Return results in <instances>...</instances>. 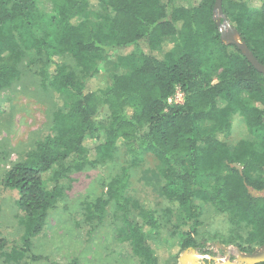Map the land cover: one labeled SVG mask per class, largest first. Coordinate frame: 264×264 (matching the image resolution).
<instances>
[{
    "label": "trees",
    "instance_id": "1",
    "mask_svg": "<svg viewBox=\"0 0 264 264\" xmlns=\"http://www.w3.org/2000/svg\"><path fill=\"white\" fill-rule=\"evenodd\" d=\"M256 1L222 0V10L264 65V0ZM215 5L216 0H52L48 17L39 0H0V92L19 80L20 65L30 57L42 85L65 105L53 114L51 132L5 176L25 215L20 241L0 233V257L7 263L43 259L34 254V241L64 196L62 183L100 168L119 150L133 166L143 154L154 156L162 197L172 206L162 216L130 197L129 169H123L106 197L83 202L82 220L101 226L113 205L121 222L116 238L139 264H160L152 241L172 221L179 253L197 251L208 205L230 216L236 232L231 242L241 252L252 255L264 247V74L236 45L221 41ZM110 52L123 71L93 89ZM178 90L183 104L169 103ZM236 117L249 139L231 148L226 138ZM89 140L96 143L93 156Z\"/></svg>",
    "mask_w": 264,
    "mask_h": 264
},
{
    "label": "rangeland",
    "instance_id": "2",
    "mask_svg": "<svg viewBox=\"0 0 264 264\" xmlns=\"http://www.w3.org/2000/svg\"><path fill=\"white\" fill-rule=\"evenodd\" d=\"M259 2L255 4L259 5ZM39 4L44 14L48 17L53 15L52 0H39ZM217 17L222 19L219 14L216 20ZM230 25L229 21L223 24L222 29L227 30ZM237 39L240 41L239 37ZM116 57L115 52L106 55L100 73L90 84L91 88L99 87L112 74L123 71L115 67ZM34 63L33 58L24 59L20 65L19 80L0 92V233L13 241H20L24 234L25 215L17 205L18 193L4 185L5 176L15 164L25 159L38 141L51 132L53 114L65 107L60 94L42 85L38 65ZM245 139H249L248 130L243 120L236 117L226 142L233 148ZM87 146L92 156L95 155L96 143L89 140ZM130 159L126 151L119 150L100 168L86 169L73 174L71 182H63L64 196L51 212L45 232L34 241L33 252L43 259L35 263L26 260L20 264H139L131 248L116 238L121 222L113 205L107 208L101 226L90 227L82 220L83 202L106 197L108 184L123 169H129L130 197L153 207L162 216V212L172 206L162 197L159 164L154 156L143 154L135 166ZM49 188L52 189L53 185L50 184ZM229 218L228 214L219 213L208 205L198 230L197 240L201 247L182 254L171 237L173 221L165 224L167 227L164 226L152 241L160 264L172 261L191 264L188 256L194 253L202 257L198 264H247L243 256L250 255L241 252L231 242L236 232L233 234ZM252 255L264 258V247ZM0 264L9 263L0 257Z\"/></svg>",
    "mask_w": 264,
    "mask_h": 264
},
{
    "label": "water",
    "instance_id": "3",
    "mask_svg": "<svg viewBox=\"0 0 264 264\" xmlns=\"http://www.w3.org/2000/svg\"><path fill=\"white\" fill-rule=\"evenodd\" d=\"M215 9L217 14L221 15L222 19L217 17V25L220 28V38L223 43L226 44H233L236 45L242 52V54L248 59V61L254 66V68L264 74V65H262L254 56L253 52L249 49V47L243 43L240 39V41L237 39V37L240 38L238 31L233 26H228L227 30H223L222 26L223 24H228V20L226 16L223 15L222 10V0H216ZM193 252V251H191ZM202 257L198 254H191L188 256V260L191 262V264H198V261ZM243 260L247 264H257L259 262H263L264 258L260 255H250V256H243Z\"/></svg>",
    "mask_w": 264,
    "mask_h": 264
},
{
    "label": "built area",
    "instance_id": "4",
    "mask_svg": "<svg viewBox=\"0 0 264 264\" xmlns=\"http://www.w3.org/2000/svg\"><path fill=\"white\" fill-rule=\"evenodd\" d=\"M184 102V94L181 92V90H178L177 93L173 98L169 100V103H175V104H183Z\"/></svg>",
    "mask_w": 264,
    "mask_h": 264
}]
</instances>
